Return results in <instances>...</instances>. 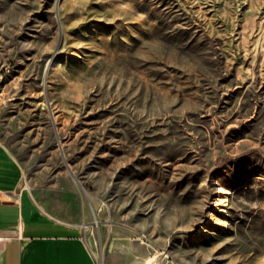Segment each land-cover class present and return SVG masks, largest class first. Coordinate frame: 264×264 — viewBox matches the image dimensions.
<instances>
[{"label": "rangeland", "instance_id": "1", "mask_svg": "<svg viewBox=\"0 0 264 264\" xmlns=\"http://www.w3.org/2000/svg\"><path fill=\"white\" fill-rule=\"evenodd\" d=\"M0 68L24 192L95 264H264V0H0Z\"/></svg>", "mask_w": 264, "mask_h": 264}, {"label": "crops", "instance_id": "2", "mask_svg": "<svg viewBox=\"0 0 264 264\" xmlns=\"http://www.w3.org/2000/svg\"><path fill=\"white\" fill-rule=\"evenodd\" d=\"M23 172L0 138V264H95L78 223L26 196Z\"/></svg>", "mask_w": 264, "mask_h": 264}, {"label": "built area", "instance_id": "3", "mask_svg": "<svg viewBox=\"0 0 264 264\" xmlns=\"http://www.w3.org/2000/svg\"><path fill=\"white\" fill-rule=\"evenodd\" d=\"M7 68H0V78H6Z\"/></svg>", "mask_w": 264, "mask_h": 264}, {"label": "water", "instance_id": "4", "mask_svg": "<svg viewBox=\"0 0 264 264\" xmlns=\"http://www.w3.org/2000/svg\"><path fill=\"white\" fill-rule=\"evenodd\" d=\"M72 174L74 175V177L76 178V180L81 184L80 180L76 177V175L74 174L73 170L70 168ZM82 187H84L82 184H81ZM100 264H103V260L100 261Z\"/></svg>", "mask_w": 264, "mask_h": 264}, {"label": "bare ground", "instance_id": "5", "mask_svg": "<svg viewBox=\"0 0 264 264\" xmlns=\"http://www.w3.org/2000/svg\"><path fill=\"white\" fill-rule=\"evenodd\" d=\"M5 79L6 78H0V91H1V89H2V86H3V84H4V82H5ZM28 187H29V185H27ZM101 261V260H100Z\"/></svg>", "mask_w": 264, "mask_h": 264}]
</instances>
